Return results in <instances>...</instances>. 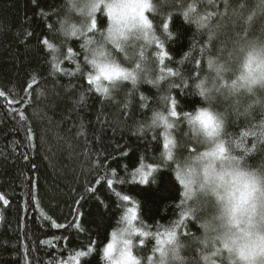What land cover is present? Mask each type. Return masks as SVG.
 Listing matches in <instances>:
<instances>
[{
  "label": "trees",
  "instance_id": "trees-1",
  "mask_svg": "<svg viewBox=\"0 0 264 264\" xmlns=\"http://www.w3.org/2000/svg\"><path fill=\"white\" fill-rule=\"evenodd\" d=\"M85 2L71 0L69 8L68 0H0V91L5 93L0 96V194L9 201L8 205L0 201V264H76V259L79 264H108L102 250L110 242L111 233L123 227L121 217L133 204L122 202L116 192L135 198V226L153 234L133 237V252L143 264H148L149 255L158 257L154 235L181 221L189 206L200 210L196 213L199 220L190 214L176 228L179 239L186 242L201 235V219L211 212L202 194L182 204L186 200L184 186L176 178L177 164L182 166L204 146L190 139L188 125L181 119L170 130L179 145L173 149L174 161L162 160L164 129L149 125L154 112L167 111L162 97L176 98L178 111L191 112L205 106L194 88L195 73L189 80L188 70L198 67L200 77L206 76L211 70L209 56L215 58L224 49L222 56L226 59L233 42L239 39L238 33L242 36L246 31L248 39L264 38V0H228V15L223 20L226 27L211 44L207 30L197 29V11L200 15L224 12L225 0H175L174 4L159 0V11L150 13L149 18L163 49L156 41H145L147 47L141 44L135 52L139 57L136 62L143 59L140 52L149 58L150 63L142 67L148 70L147 79L157 82L142 79L133 86L124 81L107 97L87 83L92 69L84 59V38L65 37L60 31L61 23L65 27L80 26V19L87 13L86 8L80 10ZM233 10L242 13L244 19L233 24ZM96 15L98 28L95 35L88 34L95 40L102 38L101 32L106 35L108 26L106 16L100 19L102 14ZM249 15H253V23H245ZM174 16L177 19L173 25ZM165 22L169 23L168 30L163 29ZM29 32L31 35H27ZM45 37L58 52L40 43ZM69 47L73 53H67ZM160 51L168 52L164 65L159 63ZM115 54L124 57L123 53ZM54 62L60 64V71L53 69ZM134 67L132 64L129 68ZM167 67L180 76L169 75ZM160 76L164 79L157 80ZM181 76L188 87L171 88L172 83L182 85ZM142 96L147 99L142 100ZM215 108L225 113L226 130L232 138L244 140L241 148L231 145L232 153L243 155V160L253 166L264 163L261 152L243 151L251 149L255 137L242 136L259 126L264 112L256 109L238 115L235 109L244 113V108L229 100H218ZM21 111L26 120L20 119ZM175 119L170 118L173 122ZM149 164L158 166L149 177L150 183L154 180L151 187L139 182L140 170L147 171ZM105 178L113 180L112 190ZM97 179L101 180L99 184ZM90 187L96 191L86 192ZM189 232L191 235H186ZM140 239L145 241L143 248L139 247ZM198 247L193 245L191 249L193 258L199 256ZM79 251L85 256L76 258Z\"/></svg>",
  "mask_w": 264,
  "mask_h": 264
},
{
  "label": "snow or ice",
  "instance_id": "snow-or-ice-1",
  "mask_svg": "<svg viewBox=\"0 0 264 264\" xmlns=\"http://www.w3.org/2000/svg\"><path fill=\"white\" fill-rule=\"evenodd\" d=\"M127 4L132 5L130 8L125 11V9L121 8L117 10L116 7H114L112 4L108 3V0H86L83 7L80 9L81 12L84 11V8L87 9L86 16L87 17V23L80 24L78 27L75 24H72L70 27H65L64 23H61V29L63 35L65 37H83L84 41L81 45L82 49L86 52V55L84 57L85 62L93 67H91V71L87 74V83L90 86H93L95 89V92L101 93L104 96H110L111 93L109 91V87L107 85L113 84L115 81H128L131 80L133 86H135L138 82V80H146L148 83L155 84L156 80H150L147 79L148 77V70L144 67H142L141 62H135V67L133 69H130L129 67H122L119 64L114 63H104L101 64L95 57L96 56H104L105 52L103 50H97V49H91L93 52V57L89 58V50L90 46L93 45L96 40L93 38V36H89V33H93L95 35L94 30L98 28V18L97 13H101L100 19H103L105 16L107 17L108 26L106 29V35L101 32L100 35L104 39L105 42L110 43L113 45V50L116 53H121V46L120 41L126 40L127 36L125 34L126 29H131L134 27H140L143 30V37L144 40L151 44L153 41H156L157 47L160 49H163V43H161L158 39V37L155 34L154 31V25L152 19L149 18V14L147 12V9L149 8L148 0H125ZM171 2L174 4L175 0H171ZM76 5H73L75 7ZM229 7L228 0H225V11L219 12V11H206L203 15H200L199 12L196 9H193V11H197L198 18L195 20V23L197 25V29H206L207 30V39L208 42L211 44V42L218 37V35L224 30L226 27V24L223 22L224 18L228 15L227 9ZM241 8L244 7V5H240ZM189 14L188 12L184 13V16L187 17ZM233 17H236V19H233V24L236 23L237 19H244L242 16V13H238L235 10H233L232 13ZM231 19V17H229ZM177 17H172V23L175 24ZM215 19V23H213V20ZM131 21V23H130ZM253 15H249L245 23H253ZM51 25H49V29L51 30ZM163 29L168 30L169 29V23L165 22L163 23ZM27 35H31V33H27ZM239 36V39L234 41L233 48L227 52V58H223L222 53L224 49H220L219 53L215 58L212 56H209L207 64L209 68H215L216 71L219 73L221 70L224 69L225 65L221 61H227L230 60L233 53L237 50L239 47L240 50H243L244 45L253 46V42L249 41L247 38V32L245 31L244 35L237 34ZM40 43L42 45H45L47 49L52 50L53 53H56L59 51L57 47L54 46L53 43H50L48 38H42ZM73 49L71 47L67 48V53H73ZM203 51V49H202ZM159 56V63L161 65L165 64V57H168V52L166 51H160L158 53ZM140 57L144 58L145 54L144 52H140ZM56 56H53V60L56 61ZM171 60V58L169 57ZM253 57L251 53H249L247 63L245 64V68L249 69V76H251V65H252ZM196 64L199 65L200 61H196ZM53 69L56 71H60V64L58 62L53 63ZM95 69V70H93ZM79 70V69H78ZM167 73L171 76H180L179 72L173 71L172 67L166 68ZM161 72L165 71V68L160 69ZM193 73H195V80L199 81V83H194V88L199 89L198 95L201 97L205 96V93L208 91L204 88V81L201 79L199 75V68H191L188 70V79H193ZM35 79V77H33ZM164 79L163 76H160L157 78V80ZM239 79L245 80L247 79L244 76H241ZM182 85H177L175 83H172L170 85L171 88L176 87H188L187 82L184 81L183 77L181 76ZM102 81L106 83H102ZM228 81L221 78V87H227ZM231 86H236V80H233L231 82ZM243 86V85H241ZM29 88L32 87L31 84L28 85ZM91 90V89H89ZM5 93L3 91H0V96H4ZM83 95L81 96V100H83ZM142 100H146V97H141ZM162 99L165 101V107L167 109L166 112H154L151 125L149 127L155 128V127H162L164 129L162 135H163V152L161 153V159L166 161H174V154L173 149L179 148V145L177 142L172 138L171 131L175 124H178L181 119L187 120L189 125H193V132H195V125L198 124L207 134L208 137H216L214 141H212L210 147H206L204 151L198 152L193 158L194 163L198 162L200 165L201 172L203 174L204 180L202 183L199 184L197 188H193V185H197V181L194 179V176L196 175V169L192 165H184L181 167L179 164H177V170H176V178L179 181L181 185L184 186V192L183 196L186 198L185 201H182V204L187 203L188 200H192L193 194L195 192H200L201 194L206 195L207 192L213 193L218 200L223 199V197L220 196V193L217 191V188L214 186L215 181L214 177L217 175L216 173V162L217 161H225V160H234L239 163L240 160L243 159V155L237 156V155H228L229 148L228 145H234L236 148H241V145L244 143V140L241 138L239 140L233 139V134L227 132L226 126L224 121L219 118L217 115H214L212 111L209 110V108L201 106L198 108H195V115H192V111H183L182 109L178 111V108H180L178 104V100L176 98H172L170 96L162 97ZM205 101V100H204ZM170 102V107H168V104ZM237 105L239 104V101L236 102ZM142 106H147L142 105ZM126 107V106H125ZM237 111V114H243L247 115L249 113L248 109H245L244 113H239V109H235ZM21 120H26L27 117L25 114L21 111L19 113ZM170 118H176L175 122L170 120ZM29 132H31V129H28ZM80 134H83L82 132ZM221 134H223V137H229V139L225 138H219L221 137ZM253 136L255 137V140L251 143V149L244 148V152H248L251 150H257L264 154V147H261V145H264V119L261 120V123L259 126H253V129L251 131H245L243 132L242 136ZM156 139L157 137L154 135L153 137ZM31 139V137H29ZM193 151H196L193 149ZM122 155H127V153H122ZM148 170H140V183L144 185H148L151 187V183H154V180L150 183L149 177L152 175L153 172H156L158 170V166L154 164H149ZM115 171V170H112ZM106 184L109 190L113 189V180L111 178H105ZM101 182L100 179L96 180V183L99 184ZM126 182V181H125ZM96 189L94 188H88L86 189V192H95ZM255 191V188L253 187L251 191L249 192V196H251V193ZM115 195L122 201V202H129L132 201L133 204L131 207H127L124 215L121 217L123 221L127 222V226L124 228H120L118 231H113L111 233V240L109 243L106 244V246L102 250L103 257L108 261V264H141L140 259L137 258V256L133 252L134 242L133 237H149L153 234L142 231L141 229H138L134 226L133 221L137 219L138 216V209H137V203L135 201L134 197H130L129 195H122L119 192H116ZM0 201H3L4 205H8L9 201L5 198L3 194H0ZM79 203V202H77ZM200 209L196 207L189 206L186 211L182 213V219L181 221L177 222L173 225L172 228L166 229L163 233L157 232L154 235L155 239V247H154V253H158L159 257V264H165V260L168 255L169 246L176 245V248L171 249L173 253H177V249L179 245L177 244V241L179 240L178 233L176 231L177 227H180L183 224V217H186L188 215H192V218L194 220H199V217L196 215V213ZM232 215L235 214V207L230 209ZM41 215H45L43 211L41 210ZM46 219H49L45 216ZM54 226L56 227H62V225L55 224L53 222ZM79 227V226H77ZM205 228V231L208 230V225H203ZM186 235H191V233H186ZM120 245L119 251L117 250V245ZM139 247L143 248L145 247V241L143 239L139 240ZM224 248H228V244L226 242L223 243ZM92 251V248L90 247L88 249V252L90 253ZM221 249L215 248V250L211 253V256L219 258ZM244 253L241 252V256L244 257ZM85 256V252L79 251L76 252V258ZM205 260H208L209 257L205 256ZM146 260L148 264H157V258H153V255H149L146 257ZM76 264H79V260L76 259ZM212 264H217L216 260L212 261Z\"/></svg>",
  "mask_w": 264,
  "mask_h": 264
},
{
  "label": "clouds",
  "instance_id": "clouds-1",
  "mask_svg": "<svg viewBox=\"0 0 264 264\" xmlns=\"http://www.w3.org/2000/svg\"><path fill=\"white\" fill-rule=\"evenodd\" d=\"M68 2L71 8V0ZM108 3L117 10L123 8L127 11L132 6L125 0H108ZM148 4V13L155 14L159 11V0H148ZM79 23H87V17H82ZM125 34L127 39L120 41L121 53L124 54L123 59L115 54L113 45L105 42L103 38L97 39L90 46L89 57H93L91 49L103 50L104 56L95 57L101 64L114 63L122 67H131L139 59L135 54L136 49L141 44L146 48L147 44L140 27L126 29ZM248 40L253 42V46L246 44L243 50L238 47L230 60L221 61L225 65L223 70L218 73L215 68H212L206 76L201 77L204 81V88L208 90L204 97L200 96L205 100L204 107L209 108L214 115L221 118L225 125V113L215 108L218 100H229L233 103L239 101L244 110H249V114L256 109L264 112V38L250 37ZM249 53L253 57L251 76H249V69L245 68ZM148 63L150 60L145 56L141 64ZM241 76L247 79H239ZM221 78L228 81L227 87H221ZM233 80H236L235 87L231 86ZM128 81L132 83L131 80ZM123 82L115 81L107 85L109 91L112 92L119 88ZM102 83L106 82L102 81ZM196 90L199 93V89ZM157 112L161 111L157 110ZM192 115H195L194 110ZM185 122L188 125L190 139L195 143L210 147L212 141L217 139L208 137L198 124L195 125V132H193V125H189L187 120ZM219 138H224L223 134ZM228 148V155H234L231 145H228ZM186 164L196 169L194 179L198 187L204 180L199 163H194L193 158H189ZM215 167L217 175L214 177V186L223 199L218 200L211 192H207L206 195L202 194L201 199L211 205V212L206 218L201 219V235L192 238L191 242L179 239L177 253L171 250L176 248L175 244L169 246L165 264H212L213 260H216L217 264H264V163L253 166L243 159L239 163L234 160H225L217 161ZM253 187L255 191L249 196ZM233 207L236 209L234 216L230 211ZM203 225L209 226L207 231ZM224 242L228 244V248L223 247ZM193 245L199 246L197 258L190 255ZM119 247L118 244V251ZM215 248L221 249L219 259L211 256ZM241 252L245 254L244 257L241 256ZM136 256L143 264L141 257L138 254ZM205 256L209 259L205 260ZM157 264H159V257H157Z\"/></svg>",
  "mask_w": 264,
  "mask_h": 264
},
{
  "label": "rangeland",
  "instance_id": "rangeland-1",
  "mask_svg": "<svg viewBox=\"0 0 264 264\" xmlns=\"http://www.w3.org/2000/svg\"><path fill=\"white\" fill-rule=\"evenodd\" d=\"M243 35H244V33H243ZM124 55V54H123ZM205 146L203 147V149H201L199 152H202V151H204L205 150ZM196 155V154H195ZM194 155V156H195ZM194 156H192V157H194ZM188 161V160H187ZM186 161V162H187ZM186 162L181 166V167H183L184 165H186ZM193 188L195 189V188H197V185H193ZM199 194H201L200 192H195L194 194H193V198L192 199H195ZM133 224H134V226H135V221H133ZM127 226V222L126 221H124V225H123V227L122 228H124V227H126ZM136 227V226H135Z\"/></svg>",
  "mask_w": 264,
  "mask_h": 264
}]
</instances>
